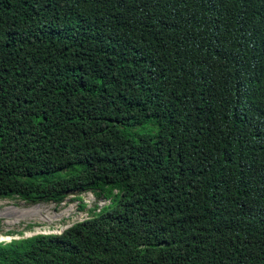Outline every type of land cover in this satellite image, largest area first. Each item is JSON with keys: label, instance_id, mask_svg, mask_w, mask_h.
<instances>
[{"label": "trees", "instance_id": "16d2710c", "mask_svg": "<svg viewBox=\"0 0 264 264\" xmlns=\"http://www.w3.org/2000/svg\"><path fill=\"white\" fill-rule=\"evenodd\" d=\"M72 191L0 264H264V0H0V198Z\"/></svg>", "mask_w": 264, "mask_h": 264}, {"label": "rangeland", "instance_id": "374dc122", "mask_svg": "<svg viewBox=\"0 0 264 264\" xmlns=\"http://www.w3.org/2000/svg\"><path fill=\"white\" fill-rule=\"evenodd\" d=\"M105 204L103 197H97L90 191L69 192L58 203H28L19 198H0V241L36 233H59L71 223L87 218L88 209L93 205H97L95 210H98Z\"/></svg>", "mask_w": 264, "mask_h": 264}, {"label": "built area", "instance_id": "2783aa9c", "mask_svg": "<svg viewBox=\"0 0 264 264\" xmlns=\"http://www.w3.org/2000/svg\"><path fill=\"white\" fill-rule=\"evenodd\" d=\"M105 199V198H104ZM106 200V204L109 202V200L108 199H105ZM102 205V204H101Z\"/></svg>", "mask_w": 264, "mask_h": 264}]
</instances>
